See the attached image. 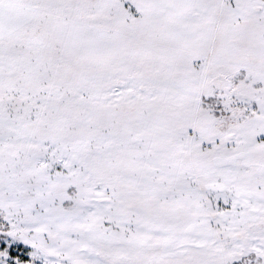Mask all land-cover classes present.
Here are the masks:
<instances>
[{"label": "snow or ice", "instance_id": "obj_1", "mask_svg": "<svg viewBox=\"0 0 264 264\" xmlns=\"http://www.w3.org/2000/svg\"><path fill=\"white\" fill-rule=\"evenodd\" d=\"M0 264H264V0H0Z\"/></svg>", "mask_w": 264, "mask_h": 264}]
</instances>
